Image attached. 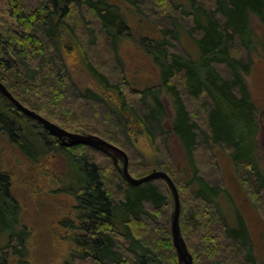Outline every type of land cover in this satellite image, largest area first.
I'll return each instance as SVG.
<instances>
[{"label": "trees", "instance_id": "obj_1", "mask_svg": "<svg viewBox=\"0 0 264 264\" xmlns=\"http://www.w3.org/2000/svg\"><path fill=\"white\" fill-rule=\"evenodd\" d=\"M127 1L156 28L140 42L157 69L156 85L139 91L123 78L118 41L124 31L130 35L129 26L123 10L108 0H5L10 20L0 11V82L24 107L55 126L77 129L128 151V162L134 147L128 121L153 148L158 139L166 142L174 135L189 160L185 190L179 187L177 192L179 228L193 264H257L243 217H237L235 226L227 221L219 205L225 188L218 178L201 174L195 154L198 148L208 149L216 167L211 146L226 151L247 197L264 218V172L254 152L258 112L245 79L256 43L250 17L264 25V0ZM180 33L197 45L200 58L178 44ZM101 48L107 54L103 59L96 55ZM73 51L116 105L77 86L65 58ZM236 51H241L240 58ZM113 75L121 78L114 80ZM162 91L173 102L169 125ZM0 134L32 161L40 155H63L66 173L59 190L76 202L75 223L67 226L74 231L69 239L74 247L65 264H178L170 232L172 197L169 201L164 182L127 185L112 152L114 157L85 145L61 144L1 94ZM12 183L0 169V233L18 240L0 250L4 259L10 249L24 255ZM188 201L200 215L192 207L183 210ZM164 210L167 215L161 219Z\"/></svg>", "mask_w": 264, "mask_h": 264}, {"label": "rangeland", "instance_id": "obj_2", "mask_svg": "<svg viewBox=\"0 0 264 264\" xmlns=\"http://www.w3.org/2000/svg\"><path fill=\"white\" fill-rule=\"evenodd\" d=\"M108 1L117 4L123 10L124 18L129 26L130 35L125 36L126 32L124 31L120 41H118V57L122 62L123 69L121 74L123 78L129 82L130 87L139 91L151 85H156L159 81L157 69L149 57L145 55L146 53L144 54L140 43L142 37H147L148 34L151 36L155 34L156 28H154L151 21L139 14L127 0ZM150 1L146 0V3L148 4ZM204 1L206 2L207 0ZM205 5L208 6V4ZM6 8L5 0H0L2 16L9 22L10 19ZM156 23L160 24L158 20ZM250 25L255 35L256 43H253V49L249 54V59L252 63L250 72L245 79L252 102L258 112L256 118L259 121V127L254 138V152L264 172V25L254 16L250 17ZM178 44L185 48L193 58H200L197 45L194 44L187 34L180 33ZM105 53L106 49L101 48V50L96 52V55L103 59L107 56V54L105 56ZM235 56L240 58L241 51H236ZM65 58L72 79L79 88L91 89L103 95L111 104L116 105L114 97L104 92L84 69L75 51L69 54L65 53ZM114 76H111L114 80L121 78ZM160 100L163 101L167 110L168 119L166 122L169 125L173 119L172 99L162 91ZM186 104L193 118L198 119L200 122L201 118L195 117V114H198L197 111L195 112L191 108L188 101H186ZM85 124L91 126L94 122L87 121ZM127 128L134 146L131 152L129 151L131 157L128 162V168L132 172V176L140 178L155 170L165 173H167L166 170H169L171 179L177 189L180 187L185 190L186 182L190 176L187 164L189 160L186 157L185 149L175 136H169L166 142L158 139L157 148H153L139 131V128L132 124L131 120L128 121ZM65 130L79 133L77 129L73 128ZM79 134L88 135L85 132ZM207 150L203 151L198 148L196 151L195 158L198 169L206 178H218L221 185L225 188V197L221 196L219 198L221 211L226 215L227 221L233 226L236 225L239 215L243 217L254 245L256 262L257 264H264L263 213L251 204L239 182L235 167L228 153L218 146H211L210 155L215 160V167L210 163L211 160L210 156L207 155ZM127 152L126 155L128 154ZM127 157L129 158V154ZM102 163L106 162L102 160ZM165 168L168 169L165 170ZM0 169L4 172L7 171L11 182H13L11 192L18 207V212L15 215L17 222L16 231L22 233L25 240L23 241V256L13 253L14 251L10 249L5 259L4 257L1 258L2 255L0 253V264H65L69 251L74 247L69 240L74 231L68 229V227L73 226L75 223L76 212L74 206L76 202L71 195L61 191V189L59 190V188H62L60 183L66 173L63 155L61 153L40 155L38 161H32L27 156H24L18 147H14L3 140L0 134ZM164 190L170 201L171 194L165 184ZM169 205L170 209H172L171 204ZM189 207L195 209L194 211L200 215V210L198 211V208H195L194 203L191 201L187 202L183 210L185 211ZM160 215L161 219L165 218L167 210L160 212ZM7 219L8 217L5 218V221ZM10 240H12V244L18 241L15 237ZM10 240L6 233H0V250L4 249Z\"/></svg>", "mask_w": 264, "mask_h": 264}, {"label": "water", "instance_id": "obj_3", "mask_svg": "<svg viewBox=\"0 0 264 264\" xmlns=\"http://www.w3.org/2000/svg\"><path fill=\"white\" fill-rule=\"evenodd\" d=\"M0 94L4 96L10 103L20 112L24 113L25 116L35 120L57 141L65 146L73 145H85L91 148L100 150L106 154H114V164L119 172L120 176L123 178L124 182L129 186H138L140 184L159 180L166 184L171 197H172V213L170 221V232L172 237V244L175 249L178 264H193L192 257L185 247L180 228H179V215H180V200L177 192V188L170 177L163 171H152L151 173L144 175L140 178H134L128 172V158L127 155L117 147L111 145L107 141L92 135H84L79 133L69 132L60 128V126H55L54 123L43 118L36 112L24 107L20 101L16 100L12 94L8 91L0 82ZM113 154H112V153ZM120 160V161H119Z\"/></svg>", "mask_w": 264, "mask_h": 264}]
</instances>
